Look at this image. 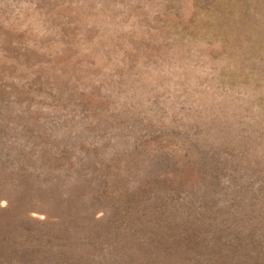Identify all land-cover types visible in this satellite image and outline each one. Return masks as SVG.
I'll return each instance as SVG.
<instances>
[{"label":"rangeland","instance_id":"1","mask_svg":"<svg viewBox=\"0 0 264 264\" xmlns=\"http://www.w3.org/2000/svg\"><path fill=\"white\" fill-rule=\"evenodd\" d=\"M0 264H264V0H0Z\"/></svg>","mask_w":264,"mask_h":264}]
</instances>
